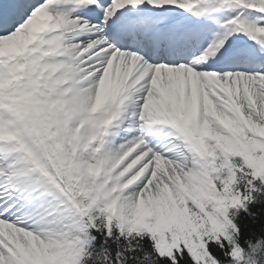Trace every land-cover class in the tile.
Wrapping results in <instances>:
<instances>
[{"label":"snow or ice","instance_id":"obj_1","mask_svg":"<svg viewBox=\"0 0 264 264\" xmlns=\"http://www.w3.org/2000/svg\"><path fill=\"white\" fill-rule=\"evenodd\" d=\"M30 33L0 56V264H264V0H0V44Z\"/></svg>","mask_w":264,"mask_h":264},{"label":"rangeland","instance_id":"obj_2","mask_svg":"<svg viewBox=\"0 0 264 264\" xmlns=\"http://www.w3.org/2000/svg\"><path fill=\"white\" fill-rule=\"evenodd\" d=\"M200 128V127H199ZM204 129V135H211L212 133H211V131H210V129L207 127V125H203L202 126V128L200 129V131H202ZM56 155H57V153H56ZM60 155H61V157L63 158V160L61 161V163H65V161H66V158H64V155L62 154V152L60 151ZM76 171H77V168L75 169ZM76 171H73V169H72V167L70 168V171H69V176H70V174H73V175H75L74 173L76 172ZM96 171H98V172H100L101 171V169H99V170H96ZM98 174V173H97ZM77 175H75V177H76ZM72 179H74V178H72ZM76 184H77V182H75ZM186 189H187V187H186ZM199 189H198V187H197V185L196 186H193V188H192V191H189V192H196V191H198ZM45 255H46V257L48 258V259H50V260H52V259H55L56 257H58V256H63V255H65V253L62 251V250H59V251H55V252H51V253H45Z\"/></svg>","mask_w":264,"mask_h":264},{"label":"bare ground","instance_id":"obj_3","mask_svg":"<svg viewBox=\"0 0 264 264\" xmlns=\"http://www.w3.org/2000/svg\"><path fill=\"white\" fill-rule=\"evenodd\" d=\"M25 45H23V46H21L19 49H17V51H19L22 47H24ZM8 53H10L9 51L7 52V54ZM96 104V109L97 110H99V109H102L103 107H102V105H97V103H95ZM93 105H94V103H93ZM62 110V106L60 105V111Z\"/></svg>","mask_w":264,"mask_h":264},{"label":"trees","instance_id":"obj_4","mask_svg":"<svg viewBox=\"0 0 264 264\" xmlns=\"http://www.w3.org/2000/svg\"><path fill=\"white\" fill-rule=\"evenodd\" d=\"M232 148H236V146L233 145Z\"/></svg>","mask_w":264,"mask_h":264}]
</instances>
